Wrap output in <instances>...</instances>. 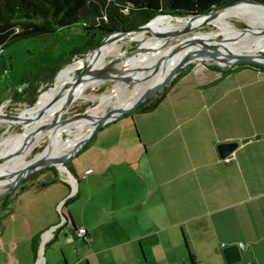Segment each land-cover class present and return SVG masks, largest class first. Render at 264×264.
Wrapping results in <instances>:
<instances>
[{
  "label": "crops",
  "instance_id": "1",
  "mask_svg": "<svg viewBox=\"0 0 264 264\" xmlns=\"http://www.w3.org/2000/svg\"><path fill=\"white\" fill-rule=\"evenodd\" d=\"M216 71L101 128L70 166L72 185L49 175L14 193L0 220L14 222L12 201L71 188L25 212V233L7 243L13 264H191L189 254L202 264L238 244L241 263L264 264V72ZM225 143L238 144L228 163L217 155Z\"/></svg>",
  "mask_w": 264,
  "mask_h": 264
},
{
  "label": "rangeland",
  "instance_id": "2",
  "mask_svg": "<svg viewBox=\"0 0 264 264\" xmlns=\"http://www.w3.org/2000/svg\"><path fill=\"white\" fill-rule=\"evenodd\" d=\"M262 8L260 9L263 10L260 16L261 24H262V19L264 20V7ZM202 23H203L202 26L191 30L189 33H184L176 38H168L166 40L161 41L159 46L160 52H163L166 49L178 48V47H190L193 50L199 52H202L200 47H203L206 50H215V49L217 50L218 48H220L225 43V37L222 35L221 31L217 27H215L214 25L208 22H202ZM229 24L231 31L234 32L247 34L249 36H251V33L254 34L257 33V31L253 27H251L249 23L248 25L247 23L243 22L242 20L236 17L230 19ZM260 34L261 33L257 35V38L255 40L253 41L251 40L252 43H250V45L258 44L260 46H264L263 40H257L258 38H260ZM153 37L154 36L148 32H140V33H134L131 35L122 36L124 42L120 43L115 53L105 58L101 63V65L99 66L100 68L98 67L97 69L99 71L109 66H116V71L108 75L106 78L93 82L80 94L79 98L75 102H73L67 110L60 113L57 116L58 118L57 124L60 126L59 130L53 131L55 133L50 132L44 138H42L39 141V143L36 145V147L33 148L27 154L25 161L29 162L34 158H36L37 156H39L42 153V151L45 149L46 144L50 140L54 139L57 136V134L61 131L62 126L73 127L86 120L88 114L93 109L100 106L99 98L102 97L103 95L108 94L118 82L122 83L127 78H131L135 76L136 73L130 75L127 73L126 70H128V67L125 66V64L131 62L134 59H138V56L143 51H145L144 48L148 43V40ZM139 38L145 41L141 43L139 42ZM82 42H83V37L81 36L80 31L77 30L76 28H70L59 31L54 35L27 39L15 43L13 45H10L6 49H4L0 54V101L2 102L4 100L10 99L14 91L18 93L22 92L26 88V86L20 85V82L25 77L32 74L33 72L46 67H58L60 65L61 60L69 59L70 53L78 49L82 45ZM192 42L196 43L198 46L193 44ZM150 48L151 46L149 45L146 51H148ZM235 49H237V47L231 48L229 52H233V50ZM88 52L74 56L68 62L63 64L61 68L57 71L55 76L53 77L50 84H48L47 82H40L36 89L37 96L35 99V103L37 99L40 97L41 93L45 92L48 88H50L54 84L56 76L65 66L70 65V63H73L77 59L85 57ZM261 53H264V50L255 51L251 54H244L241 56H251V57L259 58L258 55ZM87 64L88 62L82 65L74 73H71V75H69L65 81L66 82L65 86H69L72 83V81L78 76V74H80L82 71L85 70ZM241 64H245V66L239 67V65ZM165 66L166 63H159L152 70L148 72L147 77H150L152 80L149 88L152 85H154L156 75L160 72V69L163 70ZM259 67L262 69H259ZM226 68L229 69L238 68L236 71L242 69H249V70L264 72V66L253 63H247V62H241L232 66H221L213 63L195 62L188 64L184 67H181L177 70H174L169 74H165L161 79V83L163 82V80L167 75L172 76L171 79L168 81V84L164 88L161 85L148 100L151 99V101L153 102L154 100L158 99L160 96L167 94L179 80H181L184 77H188L190 74H196L197 76H201L207 74L208 72H213L215 70L223 71L226 70ZM154 73L155 75L153 76ZM261 77L262 75L260 76L257 74L255 79L259 80ZM135 88L136 85H132L129 86L128 89L134 90ZM63 95L64 94L61 92L58 98L51 104V108L56 106L61 101ZM112 102L115 101H113L112 99ZM32 106H29L26 102H21V103L12 102L10 99L9 104H6V106L0 108V114L2 116L4 115L7 118L17 117L18 115L25 114ZM111 111H112V106L111 105L106 106L104 114L108 115ZM96 117L98 119V117H100V114H98ZM38 118L35 120L34 123H32L31 125L32 128L37 126L39 128L41 127L40 129H42L43 127H45L44 125H47L49 123V122L46 123V120L42 121L41 117ZM69 129H70L69 132L62 133L61 135L62 142L63 140L66 139L73 140L74 138L79 136L80 132H84L87 130V128L85 129L69 128ZM21 131H22V125L7 126L0 124V146H2V143H4L5 141L12 140L13 138H15L17 134H19V132ZM58 142L59 141H57V143ZM88 142L85 144V146L88 144ZM85 146H83V148ZM3 150L4 149L0 147V157L2 155ZM76 150L77 149L63 150V152H61L60 155L65 159H67L70 154L72 155L77 154L81 149L77 151ZM75 159L76 157L67 160L65 163L63 162L64 163L63 166L62 163L60 166L50 165L38 169L34 173L30 174L29 176L21 180L19 183H17L13 188H10L9 190L11 192L8 195H6L8 193V189L1 191L0 207L3 204H7L9 199L14 195V193L18 192L20 188L26 186L28 187V184L31 183L33 178L36 179L38 178L40 180L41 179L43 180L47 178L49 175L52 176L53 172H51L50 170H54L56 172L57 177L60 180H63L64 182L67 183L70 182V177L66 176L65 171H68L70 173L69 171L70 166L74 163ZM55 167H57L60 172H58ZM70 175L72 179L75 181L74 176L71 173ZM70 190L71 188L68 189L67 187L62 185H55L48 187L47 191L45 192L47 193L48 197L45 195L44 192L36 195V197H34L35 196L34 194H29L25 196L23 199H21L19 203L18 202L15 203V201L9 203V207L11 211L14 208V206L17 205L18 212L16 213V216L14 217V222L12 221V223L10 222L9 219L0 220V257L2 259V262L0 264H11V262L13 264V258L11 252L12 249L10 244L7 245V243L11 241V239L13 238L15 239V237H21L25 233L26 223H24L25 219L23 218L25 217L24 216L25 212L27 210H31V208H35L38 201H40V199H44V203L46 206L52 207L55 205L56 201H58L62 195L64 194L66 195L70 193ZM61 207L62 206H60V208L57 211L58 216L61 215V209H62ZM65 209L66 208H63L62 210L64 213H66ZM220 254L221 255L220 257H218V259H214L213 261L203 262L202 264H225L222 257V252H220ZM238 264H243V262L242 263L240 262Z\"/></svg>",
  "mask_w": 264,
  "mask_h": 264
},
{
  "label": "bare ground",
  "instance_id": "3",
  "mask_svg": "<svg viewBox=\"0 0 264 264\" xmlns=\"http://www.w3.org/2000/svg\"><path fill=\"white\" fill-rule=\"evenodd\" d=\"M259 10L251 9L244 4L228 7L202 19H196L192 21L190 28L191 30L198 28L203 25L202 22H208L217 27L225 37V43L216 50L219 55L215 56L212 60L216 63L233 62L235 59L229 54L235 53L244 55L251 54L259 50H264V46H260L258 44L250 45V43H252V41L257 38L259 33H261L260 38L257 40L264 41V20L262 19V24L260 21V16L263 10ZM234 17L247 24L249 23L250 26L257 31V33H251V36H249L247 34L231 31L229 21ZM185 23L186 19L174 20L169 17L156 18L138 31L112 36L105 40L103 44L92 54L86 55L85 57L70 63V65L65 66L58 73L54 82V87L49 91L43 92L40 95L37 103L34 104V106H32L25 114L18 115L14 121L6 119L0 114V116H2L0 118V124L7 126L22 125V131L19 132L15 138L5 141L2 143V146H0L4 149L0 158L6 159L9 156H12V159H6L7 161L5 160V163H2V167L0 165V192L9 189L11 180L15 176L42 162H47L49 165L60 166L65 161V158L60 155L63 150L78 149L83 144L88 134L94 129L97 122L108 119L110 114L123 110L125 107L134 103L146 93L152 82L151 78L147 77V74L157 64L166 63V66L163 70L160 69V72L156 75L154 83L155 86H159L161 84V79L165 74H169L179 67L180 61L183 57H188L189 59L207 57L203 52L193 50L190 47L171 48L160 52V43L161 41L165 40L166 35H170V38H176L184 34L180 32L183 31ZM140 32H148L154 37L148 40V43L144 48L146 51L150 45L151 48L148 51H143L138 56V59H134L131 62L125 64V66L128 67V70H126L127 73L129 75L136 73L135 76L127 78L122 83L118 82L108 94L100 97V106L93 109L88 114L86 120H84L82 123H79L73 127L62 126L61 131L54 139L50 140L46 144V147L42 153L33 160L26 162L25 158L27 154L36 147L39 141L48 133H55L53 131L59 130L60 126L56 123L55 126L50 130L45 128L49 126L54 118H57L60 113L67 110L69 106L79 98L80 94L92 83L79 88L72 95L66 97L67 90L70 88V86H72L76 80H80L87 75L98 71L97 69L103 60L114 54L118 45L124 42L122 36ZM144 41L143 39L139 38V42L142 43ZM233 47H237V49L233 50V52H229V50ZM86 62H88V64L85 70L78 74V76L69 86H65L67 77L71 75V73H74ZM132 85H136V88L134 90H129V86ZM61 92L64 94L61 101L56 106L51 108V104L58 98ZM112 99L115 102H112ZM109 105L112 106V111L108 115H105L104 113L106 106ZM39 113L40 115H38ZM98 114H100V117L97 119L96 116ZM38 117H41L42 121L46 120V123L49 122L47 125H44L45 127L42 129H40L41 127L39 128L37 126L33 128L31 127L32 123H34ZM69 128H87V130L80 132L79 136L73 140L66 139L62 142L61 135L63 132H69ZM57 141L59 142L57 143Z\"/></svg>",
  "mask_w": 264,
  "mask_h": 264
},
{
  "label": "trees",
  "instance_id": "4",
  "mask_svg": "<svg viewBox=\"0 0 264 264\" xmlns=\"http://www.w3.org/2000/svg\"><path fill=\"white\" fill-rule=\"evenodd\" d=\"M236 1H248L255 6H246L254 10L264 7V0H0V54L15 43L54 35L65 29L76 28L83 37L82 45L70 53L69 59H62L58 67L42 68L25 77L20 85L26 88L22 92H14L11 101L34 105L40 82L50 84L63 64L74 56L96 49L104 38L112 34L132 31L156 18L207 14L221 5ZM242 66L245 64L239 65ZM237 69L226 68L222 72L230 74ZM164 96L153 102L148 100L125 116L152 112ZM50 171L56 178V172ZM57 182L53 179L39 188ZM61 217L64 218L63 215ZM189 260L195 264L190 254Z\"/></svg>",
  "mask_w": 264,
  "mask_h": 264
},
{
  "label": "water",
  "instance_id": "5",
  "mask_svg": "<svg viewBox=\"0 0 264 264\" xmlns=\"http://www.w3.org/2000/svg\"><path fill=\"white\" fill-rule=\"evenodd\" d=\"M241 4L255 6V5H253L252 3L248 2V1H236V2H231V3L225 4V5H221V6L217 7V8H215V9H213L209 13L203 14V15L190 16V17H187V18H175V17H171V16H167V17H169L171 19H174V20H176V19H178V20L186 19L185 27L183 28V31H181L180 33H189L191 31L190 24H191L192 21H194L196 19H202V18L207 17V16H209V15L215 13V12H218V11H220L222 9H225V8H228V7H233V6H236V5H241ZM162 17H164V16H162ZM143 27L144 26L138 27V28H136V29H134L132 31H129V32H120V33L112 34V35L104 38L96 49L89 51L86 55H89V54H92L93 52H95L103 44V42L105 40L109 39L112 36L123 35V34H127V33H132V32H135V31H138V30L142 29ZM168 38H170V35H166L165 40L168 39ZM192 43L195 44V45H197L194 42H192ZM200 49H201V51L207 57H205V58H195V59H189L188 57H183L181 59V61H180L179 67L177 69H179L181 67H184V66H186L188 64L195 63V62L196 63H213V64H217V65H221V66H232V65H235V64H238V63H241V62H247V63H253V64H257V65L264 66V53L259 54L258 55L259 58L251 57V56H241L239 54L232 53V54H229V55L232 58H234L235 61H233V62H219V63H216L215 61L212 60L215 56L219 55L218 52L216 51V49L215 50H206L203 47H200ZM114 71H116V66H109L107 68H104V69H101L99 71L93 72V73L87 75L86 77H84V78H82L80 80H76L72 84V86H70V88L67 90L66 97L72 95L76 90H78L81 87H84L86 85H89L90 83H93V82H95L97 80H101L103 78H106L108 75H110ZM154 75H155V73L153 74V76ZM171 77L172 76H168L167 75L165 77V79L163 80V82L159 86L152 85L150 88H148V90L146 91V93L141 98H139L137 101H135L134 103H132L129 106L125 107L123 110H121L119 112H115V113L110 114V116H109L108 119H105L103 121L97 122L95 124L94 129L90 132V134L86 137V139L83 142V144L77 150H80V149L82 150L83 149V146H85V144L101 128H103L107 124H109L111 122H114L117 119H119V118H121V117H123V116H125V115H127V114H129L131 112H133L139 106H141L142 104H144L161 85L164 87L168 83V81L171 79ZM53 87H54V84L50 88H48L46 91L51 90ZM38 99H37V101H38ZM37 101H36V103H37ZM38 115H40V113ZM1 117L2 116H0V118ZM3 117H5V116L3 115ZM5 118L14 121V120H16L17 117H8V118L5 117ZM57 121H58V118H54V120L52 121V123L49 126H47L45 129H48V130L52 129L55 126V124L57 123ZM237 147H238V144L237 143H225V144L218 145L217 146V155H218V158L219 159H225L226 157H228L229 155H231L237 149ZM78 153L77 154H74V155L70 154L68 156V158L65 159L64 163L67 160L76 157L78 155ZM11 157L12 156H9L6 159L7 160H10V159H12ZM6 159L5 158H0V165H2V163H4V161ZM64 163L62 164V166L64 165ZM46 166H50V165L47 162H42V163H40V164H38L36 166H33L32 168H30V169H28V170H26L24 172H22L21 174L15 176L11 180V185H10L9 189L10 188H13L17 183H19L21 180H23L24 178H26L30 174L34 173L38 169L43 168V167H46ZM55 168L57 169L58 172H60L57 167H55ZM65 173H66V176L67 177H71V175H70V173L68 171H65ZM9 189H8V193L6 195H8L11 192ZM63 219H64L63 221L66 222V220H67L66 217H64ZM222 256H223V259L225 261V264H237L241 260L240 252H239V250H238V248L236 246H231V247L225 248L222 251Z\"/></svg>",
  "mask_w": 264,
  "mask_h": 264
},
{
  "label": "built area",
  "instance_id": "6",
  "mask_svg": "<svg viewBox=\"0 0 264 264\" xmlns=\"http://www.w3.org/2000/svg\"><path fill=\"white\" fill-rule=\"evenodd\" d=\"M9 102H10V101L6 102L3 106H6V104H9ZM3 106H2V107H3ZM230 160H231V159H230L229 157H227V158H225L223 161H224L225 163H228ZM68 183H70V182H68ZM63 220H64V219H63ZM76 236H77L78 239L85 240V239H86L85 230H84V229H79V230H77V231H76ZM236 247L238 248L239 252H240V251H243V250L245 249V247H244L242 244H238V245H236ZM221 248H222V249H225V248H227V247L224 246V245H221Z\"/></svg>",
  "mask_w": 264,
  "mask_h": 264
}]
</instances>
